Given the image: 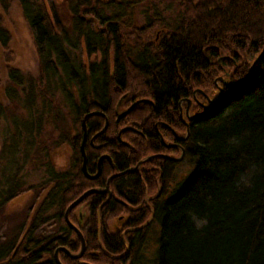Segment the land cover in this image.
<instances>
[{"label": "trees", "instance_id": "16d2710c", "mask_svg": "<svg viewBox=\"0 0 264 264\" xmlns=\"http://www.w3.org/2000/svg\"><path fill=\"white\" fill-rule=\"evenodd\" d=\"M10 1L0 0L3 11ZM16 1L33 37L39 77L6 67L9 82L3 95L14 104L6 108L0 104V119H10L11 126L0 153V180L5 178L0 182V214L23 194L34 195L36 190L39 194L30 198L24 226L14 239H6L0 230V264H56L54 252L59 247L79 251V240L65 223V210L86 191L102 189L114 173L102 166L99 178L84 176L82 119L91 112H107L111 91L121 83L122 93L150 101L140 103L127 119L144 135L128 131L122 136L132 147V151L122 147L127 165L163 151L154 140V125L163 120L181 136L188 132L186 147L195 166L165 201L156 202L153 214L130 212L114 201L105 204L100 210L104 251L97 240V210L106 199L103 194L86 197L81 202L86 205L81 231L86 251L80 261L123 264L132 255L137 258L142 237L155 222L159 226L155 264H264V0H169L177 11L171 22L152 6L144 11L139 28L132 25L133 13L143 0ZM9 42L0 19L3 51ZM10 61L6 52L5 62ZM219 78L223 82L217 87ZM195 91L200 103L193 99ZM184 98L192 101L188 119L195 115L188 128L178 118V102ZM106 114L108 126L101 134L104 118L93 116L85 122L89 174H95L100 154L114 147L102 144L95 153L89 140L112 138L110 142L117 144L115 114ZM45 127L59 134L55 148H71L65 170L52 164L42 141ZM156 159L160 158L142 166ZM37 160L45 163L42 183L26 187L17 165ZM119 179L123 188L135 192L130 199L143 201L145 190L136 175ZM79 208L71 211L70 221ZM121 212L131 214V223L111 232L107 222ZM126 245L122 261L116 259ZM94 251L98 259L91 257ZM59 258L62 264H80L62 252Z\"/></svg>", "mask_w": 264, "mask_h": 264}, {"label": "rangeland", "instance_id": "374dc122", "mask_svg": "<svg viewBox=\"0 0 264 264\" xmlns=\"http://www.w3.org/2000/svg\"><path fill=\"white\" fill-rule=\"evenodd\" d=\"M103 1L108 2V0ZM115 1L118 2L119 0ZM152 6L156 7L155 9L160 10L163 16L168 20V22H171V20L176 17L177 11L171 1L161 0L158 3L157 0H143L141 1V3L135 6L132 22V25H134V27L139 28L143 25L145 20L144 11ZM60 8L61 14L67 19L68 15L66 14V12H64L63 7L60 6ZM116 10H118V8H116ZM0 19L1 26L10 35V42L6 51L10 54L11 61L9 64L5 62L6 52L3 51L0 47V104L3 105V108H6V106L8 105L14 104L10 99L5 98V96L3 95L4 88L9 82L6 67L9 66L14 70H17L23 76H31L33 79H37L39 77V65L32 34L30 32L28 24L26 23L22 15L21 8L16 0H11L9 2L6 11H3L2 5L0 4ZM129 31V29L126 30V32ZM85 62H87V59ZM217 82L218 79L215 81V84ZM216 86L218 87L219 85L216 84ZM195 101L200 103L197 99ZM9 123L10 119L1 117L0 153H2L3 151V137L6 136L7 133L10 132L9 129H11ZM58 127H61V125H58ZM43 129L44 134L42 141L45 142V145L47 147L46 149L51 158L53 166L57 170L67 169L69 167L71 158V148L69 146H61L59 148L57 147L59 145H57L55 148L53 144H55V140L59 134L57 132H54L52 130V127H45ZM67 130L72 133V136L75 134L74 132H71V124H68ZM47 152L45 153V155H47ZM42 160L46 162V156H44ZM42 160H37L34 163L30 162L32 165H30L29 163L22 165L21 162H19V164L17 165L18 167H22L19 169L21 175L20 181L24 182L26 187L31 185H39L40 183H42V179L45 173V169H43L41 166H44L45 164L42 163ZM194 162L195 160L192 157L187 156L182 164H178L175 167L174 173L171 174V183L166 199L170 196L175 187L180 182H182L189 173H191L195 166ZM14 170L15 168L13 169V171ZM4 179V177L3 179L1 178L0 182L3 183ZM36 194H39V190H36V192H34V195ZM34 195L25 193L4 207V211L0 214V230H3V236L6 237V239H14L15 235L18 233L19 227L25 223L27 210L32 205V203L29 202L30 197L34 198ZM107 226L111 232H114L115 229L118 228V222L116 221V218L110 219L107 222ZM158 236L159 226L154 222L150 225V227L142 237L141 244L139 245L138 252L136 254L137 258L132 255L130 259H128V261L123 264H155L158 248ZM1 245L2 243L0 242V246Z\"/></svg>", "mask_w": 264, "mask_h": 264}, {"label": "flooded vegetation", "instance_id": "af4514ba", "mask_svg": "<svg viewBox=\"0 0 264 264\" xmlns=\"http://www.w3.org/2000/svg\"><path fill=\"white\" fill-rule=\"evenodd\" d=\"M113 76L114 75H111V79H113ZM111 94H112V98H110L106 102L108 108H105V109L108 111H113V114H115V128L117 130V134H116L117 144L115 145V144H112V142H110L111 140H113L112 138L104 139L103 142H98V143L94 142L95 141L94 139H92V142H90V140H89V144L93 148V152H95V153L100 152L101 146H103V145L106 146L107 144L108 145L110 144V145L114 146V147H108L106 149L107 152L100 154V156L98 157V159L96 161V172H97V165L99 163V160L103 156L104 158L102 159V161L100 163L101 167L104 166L107 168V166H109L111 168V170H114V173H112L108 177V179L111 176L120 174L119 176H115L110 181V185H109V187H110V198H109L107 203L114 201V202H117L118 204H120L121 206L125 207L130 212H138V211L143 212L145 210L146 211L148 210L151 214H153V212L156 208L155 207L156 202L157 201L163 202L166 200V196L168 194V189H169L170 183H171V174L174 173L175 167L178 164H182L185 161L186 157L188 156L189 151H188V148L186 147V144H187L186 141L188 139V132L185 136L184 135L181 136L178 131H175L165 121L161 120L160 122H162V123L157 126L158 128L155 129V125H154V130H155V139L154 140H157L163 146L164 149L162 152H159V153L157 152L155 154L160 155V156H164L165 158L163 157L160 159H156L155 161H153V164L149 165L148 167L141 165L137 171L126 172L125 174H122L127 169H132L136 165L135 166H128L127 165L128 163L125 160V153L126 152L124 151V149H122V147L128 148L131 151H132V147H130V145H127V142H128L127 139H122V136L128 131L121 132V133H120V131L122 129H125V128H131V126L134 127V125H135L134 121H129L127 119H128L130 114L134 113L136 110H138L140 108V105H137L136 107H134L133 110L129 114H127L125 117L122 118L121 117L122 113L125 112L134 103H136L139 99H137L135 96H132V95L130 96L129 93H122V83L120 84V86H118L117 89H114V87H113V91H111ZM187 99L188 98H184L178 102V118H179L180 122L185 127L188 128L189 119H188V116H185L186 109H187V101H186ZM179 105H181V108H182V119L180 118ZM151 107L154 110V105H152ZM190 108H191V105L189 107V111H190ZM107 112L102 111V114L104 116H100V117L104 118L105 122L107 121V126H108V119H106V117H105V115H107L106 114ZM157 122H159V121H157ZM162 127L166 128L167 131L163 132V133H160L159 131H157V129L160 130V128H162ZM111 130H112V128H111ZM119 134H120V136H119ZM134 134H136V136L144 138V135L141 132H137ZM160 137L162 138L163 142L161 141ZM163 137H164V139H163ZM145 142H146V140H145ZM175 153H176V155H175ZM169 168H171V169H169ZM96 172H95V174H96ZM169 172H170V175H169ZM95 174H89L88 173V175H90V176H94ZM100 174L97 178H99L101 176ZM129 175H136L138 177V179L140 180L139 182L142 184V186L145 190V194H144L145 197H144L142 202L140 201L141 200L140 198L139 199L138 198H135V199L131 198L130 199V197L134 196L135 192H133V190H131L129 188H123L122 187L123 182H122V179H119V178H122V177L126 178ZM108 179H107V181H108ZM89 180H95V179H89ZM107 181H106V184H107ZM112 182H117V185L115 183V185L111 188ZM106 184L104 187H102V189L106 188ZM97 189H101V188H97ZM27 194L32 195L31 193H27ZM102 196H104V199H107L108 195L103 194ZM129 201L135 202V203H137V205H131L129 203ZM80 204H82V205H80ZM80 204L77 206L78 208L80 207L79 208L80 213L78 211L74 212L73 221L72 220L71 221L73 222L74 225H76L80 229V231H83L85 229L84 218H86V213H85L86 205H85V203H80ZM82 210H85V211L82 212ZM144 215H145V213H144ZM131 220H132L131 214H128L126 212H121V214L116 218V221L118 222V228L115 229L114 232L119 231L120 229L123 230L124 229L123 227H125L126 225L131 223ZM97 231H98V229H97ZM100 232H101V225H100L99 234H100ZM97 234H98V232H97ZM83 239H84V237H83ZM97 240H98V235H97ZM121 240H122V235H121ZM84 242H85V240H84ZM99 246H100V249L102 251H104V249L102 247V243L99 244ZM85 251H86V249H85ZM85 251L81 257L82 260H84L83 256L85 254ZM59 253H61V252H59ZM99 256L100 255L96 251L91 253V257H93L94 259H98ZM80 260H75V261H77V263H78ZM119 260L122 261V257ZM46 261H41V262H46ZM86 262H88L90 264H105V263H96V262H91V261H86Z\"/></svg>", "mask_w": 264, "mask_h": 264}, {"label": "water", "instance_id": "95a60500", "mask_svg": "<svg viewBox=\"0 0 264 264\" xmlns=\"http://www.w3.org/2000/svg\"><path fill=\"white\" fill-rule=\"evenodd\" d=\"M255 62H256V61H255ZM255 62H254V64H255ZM254 64H253V65H254ZM252 67H253V66H252ZM218 81L223 82V80H222L221 78H219ZM220 91H221V90H220ZM196 93H197V91H195V92L193 93V99H194V100H196V97H195ZM186 101H187L186 115L188 116V114H189V107H190L192 101H191L190 99H187ZM214 101H215V100H209L208 102H209V103H213ZM140 103H150V101H148V100H139V101H137V102L134 103L132 106H130L125 112H123L121 117H122V118L125 117L127 114H129V113L133 110L134 107H136V106L139 105ZM205 109H206V107H205ZM179 113H180V118L182 119V109H181V105H179ZM93 116H104V115H103L102 113H99V112H91V113H89V114H86V115L84 116V118L82 119V130H83V134H82V141H81V145H80V150H81V155H82V166H81V169H82L83 174H84L88 179H96V178L99 176V174L101 173V164H100V163H101L102 159L104 158L103 156L100 158L99 163H98V165H97V172H96V174H95L94 176H90V175H88L87 170H86V167H87V158H86V155H85V148H84V147H85L84 145H85L86 137H87L86 127H85V122L87 121V119H89V118H91V117H93ZM194 116H195V115H194ZM194 116L189 117V119H192ZM121 117H120V118H121ZM155 127H157V125H156ZM106 128H107V121L105 122V125H104L103 130H102L99 134L105 132ZM125 131H130V132L137 133V131L134 130V129H132V128H125V129H122V130L120 131V133H121V132H125ZM99 134H98V135H99ZM119 136H120V134H119ZM160 139H161V141L163 142V140H162L161 137H160ZM91 141H92V140H91ZM163 157H164V156H160V155H150V156H146L145 158L141 159V160L136 164V166H135L134 168L127 170V172L137 171L138 168H139L142 164L147 163V162H149V161H151V160H153V159H155V158H163ZM164 158H165V157H164ZM119 175H120V174H117V175L111 176V177L108 179V181H107L106 188H104V189H97V188L90 189V190L86 191L82 196H80L79 198H77L75 201H73V202L67 207V209L65 210V213H64V220H65V223L67 224V226L75 232V234H76V236H77V238H78V240H79V243H80V249H79V251H78L77 253H72V252H70L68 249H66V248H64V247H59V248L56 249V251L54 252V260H55V263H56V264H62V262L60 261V258H59V252H63V253H65V254H66L71 260H80V259H81L82 255H83V253H84V251H85V242H84L83 235H82L80 229L70 221V219H69V215H70V212H71L76 206H78V205H79V204H80V203H81L86 197H88V196H90V195H92V194H107V195H108V196H107V199L105 200V202H103V203L100 205V207L98 208V210H97L98 243L101 244V241H100V234H99V231H100V220H99V218H100V210H101L102 207L108 202V200H109V198H110V187H109V185H110V181H111L115 176H119ZM150 221H151V219H150L146 224H144L142 227H144L145 225H147ZM142 227H140V228H142ZM140 228H139V229H140ZM127 250H128V246L126 245V251H125L122 255L116 257V259H119V258L123 257V256L127 253ZM80 264H90V263H88V262H84V261H80Z\"/></svg>", "mask_w": 264, "mask_h": 264}, {"label": "bare ground", "instance_id": "6f19581e", "mask_svg": "<svg viewBox=\"0 0 264 264\" xmlns=\"http://www.w3.org/2000/svg\"><path fill=\"white\" fill-rule=\"evenodd\" d=\"M127 170H129V169H127ZM127 170H126V171H124L122 174H125V173L127 172Z\"/></svg>", "mask_w": 264, "mask_h": 264}, {"label": "clouds", "instance_id": "9594fccd", "mask_svg": "<svg viewBox=\"0 0 264 264\" xmlns=\"http://www.w3.org/2000/svg\"><path fill=\"white\" fill-rule=\"evenodd\" d=\"M199 226V225H198Z\"/></svg>", "mask_w": 264, "mask_h": 264}]
</instances>
